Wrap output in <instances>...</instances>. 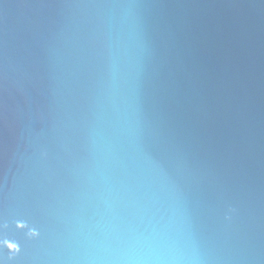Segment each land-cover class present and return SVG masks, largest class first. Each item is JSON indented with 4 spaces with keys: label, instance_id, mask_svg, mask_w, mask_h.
<instances>
[{
    "label": "water",
    "instance_id": "obj_1",
    "mask_svg": "<svg viewBox=\"0 0 264 264\" xmlns=\"http://www.w3.org/2000/svg\"><path fill=\"white\" fill-rule=\"evenodd\" d=\"M0 264H264V0H0Z\"/></svg>",
    "mask_w": 264,
    "mask_h": 264
}]
</instances>
